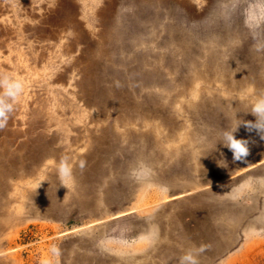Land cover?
<instances>
[{
	"label": "rangeland",
	"instance_id": "1",
	"mask_svg": "<svg viewBox=\"0 0 264 264\" xmlns=\"http://www.w3.org/2000/svg\"><path fill=\"white\" fill-rule=\"evenodd\" d=\"M257 44L264 0H0V73L25 83L0 130V264H179L200 245L201 264H264V140L239 127L247 163L219 143L255 122Z\"/></svg>",
	"mask_w": 264,
	"mask_h": 264
},
{
	"label": "clouds",
	"instance_id": "2",
	"mask_svg": "<svg viewBox=\"0 0 264 264\" xmlns=\"http://www.w3.org/2000/svg\"><path fill=\"white\" fill-rule=\"evenodd\" d=\"M256 51H264V44H257ZM248 91H254L252 86ZM25 93V83L20 78H15L7 73H0V130L7 127L8 122L15 112L17 103L22 99ZM250 114L255 117V122L243 121L235 118L234 124L220 132L219 143L228 148L233 154V162L247 163L246 158L250 155L249 141L237 139L235 133L243 124L249 132L256 131L262 140H264V92L255 95ZM223 156V153H221ZM225 161V160H224ZM55 164V172L59 183L66 189L76 188V177L74 174V165L71 158L68 156L62 157L58 162L49 161ZM226 162V161H225ZM79 167L81 170L85 167V162L80 161ZM43 181H41L42 183ZM40 184L37 186L40 187ZM208 245H200L199 247L189 248L179 258V264H201L199 257L208 249ZM53 257L58 258L61 255V250L58 246L53 245L50 249ZM42 264H50V261L45 259Z\"/></svg>",
	"mask_w": 264,
	"mask_h": 264
},
{
	"label": "bare ground",
	"instance_id": "3",
	"mask_svg": "<svg viewBox=\"0 0 264 264\" xmlns=\"http://www.w3.org/2000/svg\"><path fill=\"white\" fill-rule=\"evenodd\" d=\"M193 13V12H192ZM197 65V64H196ZM195 65V66H196ZM196 68V67H195ZM194 68V69H195ZM209 72V71H208ZM194 76V75H193ZM191 77H192V75H191ZM188 78V77H187ZM194 78V77H193ZM196 78H197V75H196ZM200 79H201V77H200ZM188 82V81H187ZM199 82V81H198ZM189 83V82H188ZM190 84V83H189ZM200 84V83H199ZM194 86H196V88L198 87V84H197V82L195 83V85ZM195 88V87H194ZM195 91L192 93L193 94V97H194V99H196V97L197 96H199L198 94H200L199 92H198V90H196V89H194ZM181 95V94H180ZM179 96V95H178ZM222 102H225V100H223ZM227 102V101H226ZM126 115V114H125ZM130 116V115H129ZM125 118V117H124ZM19 212V211H18ZM17 212V213H18Z\"/></svg>",
	"mask_w": 264,
	"mask_h": 264
}]
</instances>
